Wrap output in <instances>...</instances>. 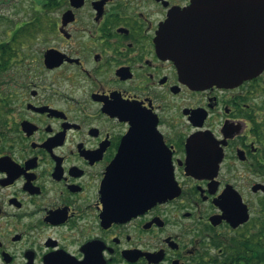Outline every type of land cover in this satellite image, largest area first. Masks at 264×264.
<instances>
[{"label": "flooded vegetation", "instance_id": "1", "mask_svg": "<svg viewBox=\"0 0 264 264\" xmlns=\"http://www.w3.org/2000/svg\"><path fill=\"white\" fill-rule=\"evenodd\" d=\"M232 1L0 0V264H264V71L197 88L163 33L195 6L208 51H236Z\"/></svg>", "mask_w": 264, "mask_h": 264}, {"label": "water", "instance_id": "2", "mask_svg": "<svg viewBox=\"0 0 264 264\" xmlns=\"http://www.w3.org/2000/svg\"><path fill=\"white\" fill-rule=\"evenodd\" d=\"M233 2L232 0H229ZM197 7H211L209 0H197ZM228 0H214V7H228ZM240 6L245 8L247 18L240 49L228 53L209 52L207 46L202 44L204 31L199 27L197 31L191 27L192 13L195 6L173 13L163 28L165 44L169 54L176 57L179 69L189 84L197 88L211 86L234 87L257 77L264 71V0H238ZM230 7L234 6L230 3ZM203 20L199 14L198 25ZM111 199L118 204L128 202L132 197L144 199L143 194L147 188L136 181L109 182ZM172 183L166 181V197L170 194ZM264 189V186L262 187ZM247 209L245 213L234 218L238 225L249 221Z\"/></svg>", "mask_w": 264, "mask_h": 264}, {"label": "trees", "instance_id": "3", "mask_svg": "<svg viewBox=\"0 0 264 264\" xmlns=\"http://www.w3.org/2000/svg\"><path fill=\"white\" fill-rule=\"evenodd\" d=\"M263 220H264V217H263ZM261 229L264 232V226ZM249 238H250V241H247L246 245L248 247H250V249L252 250V256H251V262L250 263H253V261H254L253 259H254V255L256 253L257 247H260L261 259H262V262H264V234H262V239L260 240V244H258V242H257V236H256L255 232H252L250 234ZM252 257H253V259H252Z\"/></svg>", "mask_w": 264, "mask_h": 264}, {"label": "rangeland", "instance_id": "4", "mask_svg": "<svg viewBox=\"0 0 264 264\" xmlns=\"http://www.w3.org/2000/svg\"><path fill=\"white\" fill-rule=\"evenodd\" d=\"M24 4H25V7H24V8L26 9L27 2L25 1ZM263 226H264V223L262 224L261 228H262ZM252 232H255L253 226H251V229H248V228H247V230L245 231V233H246V237L249 236Z\"/></svg>", "mask_w": 264, "mask_h": 264}]
</instances>
